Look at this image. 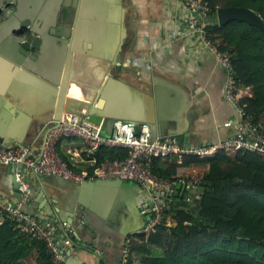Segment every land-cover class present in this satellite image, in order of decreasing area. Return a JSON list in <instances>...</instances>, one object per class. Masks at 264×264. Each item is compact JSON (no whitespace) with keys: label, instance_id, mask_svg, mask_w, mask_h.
<instances>
[{"label":"crops","instance_id":"obj_1","mask_svg":"<svg viewBox=\"0 0 264 264\" xmlns=\"http://www.w3.org/2000/svg\"><path fill=\"white\" fill-rule=\"evenodd\" d=\"M2 1L4 7L14 2ZM62 1L17 0L20 14L37 16L35 31L46 36L48 22L57 18ZM187 18L182 0H82L75 20L80 37L72 56L66 110L87 111L98 98L96 86L110 73L113 79L107 93L117 101V115L140 118L158 111L166 128L185 134L190 145L216 144L232 137L239 115L224 93V68L195 35L173 34L186 28ZM3 19L0 14V25ZM11 35L0 27V142L30 146L39 155L46 129L53 125L58 100L55 81L62 79L66 48L57 37H49L43 54L37 60L21 56V65L8 55L15 45ZM115 120H105L102 135L112 136ZM153 133L154 137L171 135ZM54 149L77 171L92 169L80 140L61 137ZM74 154H78L77 164ZM163 161L180 163L171 158ZM11 167L0 164V199L14 202ZM26 175L33 186L29 208L49 217L37 216L52 222L61 234L68 226L74 229V243L63 248L64 264H124V237L127 240L144 226L140 207L150 200L147 190L135 181L116 178L75 182L32 171ZM85 212L89 213L86 222ZM142 259L134 256L133 264H142Z\"/></svg>","mask_w":264,"mask_h":264},{"label":"trees","instance_id":"obj_2","mask_svg":"<svg viewBox=\"0 0 264 264\" xmlns=\"http://www.w3.org/2000/svg\"><path fill=\"white\" fill-rule=\"evenodd\" d=\"M212 10L207 30L219 49L228 51L236 69V95L264 134V31L242 20L219 25L220 7L255 10L264 18V0H203ZM128 148L101 147L106 157L126 158ZM75 171L64 156L60 157ZM177 158V157H175ZM154 159L153 171L175 181L197 180L200 200L177 194L168 212L172 224H160L131 242L142 264H264V153L226 147L208 155H187L180 163ZM92 170V169H91ZM0 264H57L46 244L25 238L16 223L0 220Z\"/></svg>","mask_w":264,"mask_h":264},{"label":"built area","instance_id":"obj_3","mask_svg":"<svg viewBox=\"0 0 264 264\" xmlns=\"http://www.w3.org/2000/svg\"><path fill=\"white\" fill-rule=\"evenodd\" d=\"M188 18L186 28L174 35H195L197 42L211 51L226 73L224 93L238 112L237 132L230 138L207 145H185L172 136L154 137L148 124L143 123L139 134L135 133V126L128 121L117 119L113 122V134L110 137L102 135L101 125L91 123L87 116L75 111L66 110L58 125L47 128V134L39 155L32 152L30 146L16 144L13 146L1 144L0 164H22V171L18 178L26 172H35L40 175H57L75 182L94 179H121L135 181L150 194V200L140 207V214L145 220L144 226L131 235L124 245L122 261L127 264L133 255L131 242L140 235L150 232L156 226L167 223L171 225L172 218L168 213L171 204L181 191L178 184L184 186L186 200L194 204L200 200L201 193L196 190L197 180H172L158 175L153 171L156 158H181L187 155H208L215 150L226 147H237L245 151L264 153V134L254 124L253 117L241 105L236 92V69L228 51L219 49L213 43L207 30L211 8L203 0H182ZM72 138L84 143L92 170L75 171L55 152L54 145L61 138ZM122 147L130 149L126 158H115L103 161L96 165V153L101 147ZM70 152H72L70 150ZM73 163H79L78 154H74ZM23 197L18 202L9 199H0V213H4L16 223V227L27 239L42 241L46 244L53 260L57 264H64L63 248L74 243V229L67 227L61 234L52 222L40 220L33 213L24 209V205L32 193L28 182L22 181ZM0 218H3L1 215ZM4 219V218H3Z\"/></svg>","mask_w":264,"mask_h":264},{"label":"water","instance_id":"obj_4","mask_svg":"<svg viewBox=\"0 0 264 264\" xmlns=\"http://www.w3.org/2000/svg\"><path fill=\"white\" fill-rule=\"evenodd\" d=\"M13 1L14 2L11 7H4L3 1L0 3V14H4L5 16V19H3V21L1 22L0 27L6 30L7 33L8 30H10L12 34L11 36L15 42V45H12L11 47V53L8 54L6 51V53L13 61L23 65L24 60L20 59L21 56L37 60L40 54H43L44 52L45 43L49 41V39L53 36L57 37L60 40V42L63 44V49L66 48L67 64L63 71L62 79L60 82L57 80L55 81V84L58 86V100L55 108V113L52 118V123L55 124V127L58 125V122L61 120L63 113L66 111L67 101L69 100V98L67 100V95L71 91V85L73 80L72 56L73 53L76 51L75 43L79 40L80 37L78 29L79 24H75V20L77 16H79V13L81 11L82 0H80V3L79 0L62 1L61 8L58 10V14L56 15L57 18H53L51 21L48 22V24L50 25V34H48L47 36L41 32L35 31L33 24H36L38 22L36 20L37 16L31 15L29 17H23L20 14V8L17 0ZM216 16L219 25H225L233 20H242L252 25L258 26L264 31V18L251 8L237 6L220 7L216 12ZM70 24L71 26L69 27ZM74 24L75 29H73ZM15 26L17 27L14 28ZM71 39L72 44L70 46ZM111 79H113V77L109 73L105 77V79H102L100 84L96 86L98 88V98L95 104H92V106L87 111L82 113L87 116V119L91 123L95 125H102L105 120L110 117H112L114 120L125 119L135 126L136 134H139L141 125L143 123H147L150 126L152 133L155 131L159 132V134L161 135L163 132L171 133L170 136L176 138V140H178L179 142L184 143L185 145H190L188 143V138L185 134L181 132L172 133L171 129L166 128V124H164L165 118H162L158 111L155 112V115H153V113L149 114L147 112L145 116H142L140 118L117 115V101L115 99H112L107 93V87L111 83ZM49 128H53V125H50ZM46 134L47 129L45 135ZM1 144L3 143L0 142V146ZM22 168V164L20 163L17 165H12V167L10 168L12 174L11 189L13 190L12 197L15 198L14 202L20 201L23 197V192L21 189L22 181L28 182L27 175L21 177V180H19L18 178V172H21ZM116 181H121V179ZM28 184L33 192L32 184L30 182H28ZM178 188H180L182 191H184L185 189L184 186L181 184H178ZM32 196V194L29 195L24 205V209L33 213L35 216L49 220V217L40 216L38 215L39 213L37 211L29 208L28 202L31 200ZM84 215L85 218H83V221L86 222L89 213L87 215L85 212ZM141 228L137 230L139 231ZM126 238L127 236L124 237L125 241Z\"/></svg>","mask_w":264,"mask_h":264},{"label":"rangeland","instance_id":"obj_5","mask_svg":"<svg viewBox=\"0 0 264 264\" xmlns=\"http://www.w3.org/2000/svg\"><path fill=\"white\" fill-rule=\"evenodd\" d=\"M169 159H170V158H167V159H165V160H169ZM171 159H179L180 162H182V157H181V158H175V157H173V158H171ZM168 163H173V162L169 161Z\"/></svg>","mask_w":264,"mask_h":264}]
</instances>
